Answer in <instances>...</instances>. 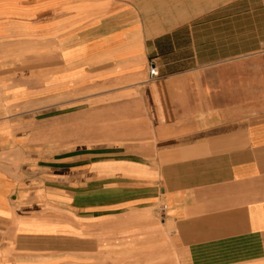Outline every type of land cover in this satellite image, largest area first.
Returning <instances> with one entry per match:
<instances>
[{
	"label": "crops",
	"instance_id": "obj_1",
	"mask_svg": "<svg viewBox=\"0 0 264 264\" xmlns=\"http://www.w3.org/2000/svg\"><path fill=\"white\" fill-rule=\"evenodd\" d=\"M38 100L108 101V144L34 193ZM107 225L108 264H264V0H0V263L90 261Z\"/></svg>",
	"mask_w": 264,
	"mask_h": 264
},
{
	"label": "rangeland",
	"instance_id": "obj_2",
	"mask_svg": "<svg viewBox=\"0 0 264 264\" xmlns=\"http://www.w3.org/2000/svg\"><path fill=\"white\" fill-rule=\"evenodd\" d=\"M107 89L103 88L102 90ZM34 102V105H32L33 116L26 117V120L17 119L18 129L22 132H18L17 135L22 138L26 136L27 144L21 146L18 143L16 158L18 163L17 176L21 188L24 189L25 176L31 175L33 177V190L36 193L40 186H45L46 176H48L49 187L55 184L51 180L56 179L52 175H54L53 169L57 167L56 161L58 159L74 157L75 152L62 150L60 147H72L83 142H91L96 145L108 144V112H105V110H108V101L92 105L93 109H98L97 114L95 113L92 118L84 114L80 117L70 116L64 119L57 118L58 111L56 107L54 109L46 107L45 102L41 100ZM80 131H82L81 134L78 133ZM97 188L101 189V186L98 185ZM20 191L23 199L24 190ZM98 232H100L99 236L105 240L97 247V256L90 261H82L81 264H108V225L99 228ZM84 248L92 252L94 247L85 245ZM145 264L152 263L146 262Z\"/></svg>",
	"mask_w": 264,
	"mask_h": 264
},
{
	"label": "built area",
	"instance_id": "obj_3",
	"mask_svg": "<svg viewBox=\"0 0 264 264\" xmlns=\"http://www.w3.org/2000/svg\"><path fill=\"white\" fill-rule=\"evenodd\" d=\"M149 76H150L151 80H154V79L159 77L158 70H157L153 60H151L149 62ZM163 209L166 210L167 208L164 207Z\"/></svg>",
	"mask_w": 264,
	"mask_h": 264
}]
</instances>
